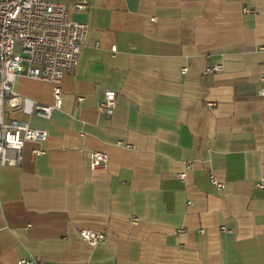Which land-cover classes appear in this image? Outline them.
Segmentation results:
<instances>
[{"label":"crops","instance_id":"1","mask_svg":"<svg viewBox=\"0 0 264 264\" xmlns=\"http://www.w3.org/2000/svg\"><path fill=\"white\" fill-rule=\"evenodd\" d=\"M51 1L88 33L51 118L33 110L54 102L53 84L15 81L26 108L8 117L48 138L0 166V264H264V0ZM92 151L108 154L106 175ZM82 229L108 240L92 246Z\"/></svg>","mask_w":264,"mask_h":264},{"label":"built area","instance_id":"2","mask_svg":"<svg viewBox=\"0 0 264 264\" xmlns=\"http://www.w3.org/2000/svg\"><path fill=\"white\" fill-rule=\"evenodd\" d=\"M89 5L90 0H76L73 7L80 10ZM245 11L251 12V9L246 8ZM87 33L88 25L72 20L66 3L51 0H0V166L21 165L26 143H42L48 138L47 130L8 117V113L26 108V98L15 89L16 79L24 76L53 84L54 102L35 103L33 110L39 117L51 118L54 111L63 106V85L73 76ZM259 49L264 51V45ZM187 69L183 68V72ZM222 69V63H214L205 72L212 73ZM260 79L264 81V73L260 75ZM118 98L115 90L108 89L99 104L102 112L112 115ZM214 104L207 102L206 107L211 108ZM33 153L44 154L45 149L35 148ZM108 162L107 153L92 151V174L106 175ZM193 165L188 162L178 177L184 180ZM209 178L219 189L224 188L225 184L213 172L209 173ZM257 186L264 189V174ZM80 236L92 246L108 240V234L98 229H82ZM19 264H41V261L37 257L28 256L21 259Z\"/></svg>","mask_w":264,"mask_h":264}]
</instances>
